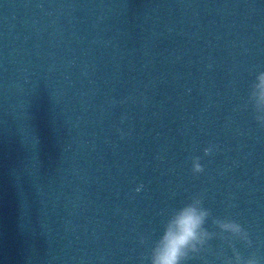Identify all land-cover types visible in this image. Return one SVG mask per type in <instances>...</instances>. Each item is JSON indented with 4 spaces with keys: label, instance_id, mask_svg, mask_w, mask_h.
<instances>
[{
    "label": "water",
    "instance_id": "obj_1",
    "mask_svg": "<svg viewBox=\"0 0 264 264\" xmlns=\"http://www.w3.org/2000/svg\"><path fill=\"white\" fill-rule=\"evenodd\" d=\"M260 71L264 0H0V264H147L193 195L264 264Z\"/></svg>",
    "mask_w": 264,
    "mask_h": 264
},
{
    "label": "clouds",
    "instance_id": "obj_2",
    "mask_svg": "<svg viewBox=\"0 0 264 264\" xmlns=\"http://www.w3.org/2000/svg\"><path fill=\"white\" fill-rule=\"evenodd\" d=\"M248 103L253 111V118L264 128V71L255 75L249 86ZM205 155H210L212 146L205 148ZM204 171L199 156L191 157V172L199 174ZM211 216L204 207L203 197L193 195L189 201L173 209L162 222L161 231L152 242L147 264H185L193 254L206 250L208 241L219 237L232 249L231 257H223L222 264H261L255 253L247 257L233 246L238 240L247 247H252L249 232L236 220L213 218L211 223L217 231H209L206 224ZM143 243V237H141Z\"/></svg>",
    "mask_w": 264,
    "mask_h": 264
}]
</instances>
